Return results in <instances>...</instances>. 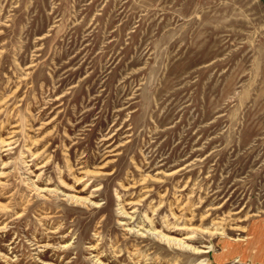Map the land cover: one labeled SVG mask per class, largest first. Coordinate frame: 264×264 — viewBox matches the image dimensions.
Returning <instances> with one entry per match:
<instances>
[{"label":"rangeland","instance_id":"374dc122","mask_svg":"<svg viewBox=\"0 0 264 264\" xmlns=\"http://www.w3.org/2000/svg\"><path fill=\"white\" fill-rule=\"evenodd\" d=\"M256 219L263 0H0V264H248Z\"/></svg>","mask_w":264,"mask_h":264},{"label":"crops","instance_id":"0c3cea01","mask_svg":"<svg viewBox=\"0 0 264 264\" xmlns=\"http://www.w3.org/2000/svg\"><path fill=\"white\" fill-rule=\"evenodd\" d=\"M223 247L218 254L220 261L239 258L248 264H264V220L256 219L250 223L246 239L227 242Z\"/></svg>","mask_w":264,"mask_h":264}]
</instances>
